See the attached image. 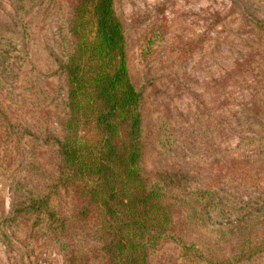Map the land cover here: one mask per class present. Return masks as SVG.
<instances>
[{"label": "trees", "instance_id": "trees-1", "mask_svg": "<svg viewBox=\"0 0 264 264\" xmlns=\"http://www.w3.org/2000/svg\"><path fill=\"white\" fill-rule=\"evenodd\" d=\"M10 1L15 27L0 34V175L11 207L0 239L17 253L11 264H39L53 250L66 264H152L169 241L186 264H264V190L244 198L222 187L238 160L252 151L263 159L264 85L245 121L256 134L201 159L195 114L177 138L163 133L177 160L150 174L143 91L116 0ZM247 23L264 55V15ZM157 40L147 39V54ZM15 68L17 86L5 81Z\"/></svg>", "mask_w": 264, "mask_h": 264}, {"label": "rangeland", "instance_id": "rangeland-1", "mask_svg": "<svg viewBox=\"0 0 264 264\" xmlns=\"http://www.w3.org/2000/svg\"><path fill=\"white\" fill-rule=\"evenodd\" d=\"M116 7L126 33L131 74L143 91L147 116L143 159L148 173L176 163L163 133L187 131L188 119L195 114L197 127L191 137L201 159L210 148L234 150L244 136L256 134L245 121L264 85V55L252 45L256 33L247 20L264 15V0H116ZM14 14L11 1L0 0V34L14 29ZM155 34L158 40L147 54V39ZM21 73L15 68L5 81L17 86ZM55 80L47 83L58 89ZM17 99L23 105V93ZM207 121V128L200 125ZM252 155L238 160L231 178L222 183L229 193L248 198L264 190V156L259 159L258 151ZM10 207V186L0 175V218ZM16 256L0 239V264H11ZM39 264L66 262L53 250L42 253ZM152 264L186 262L181 247L169 241L155 253Z\"/></svg>", "mask_w": 264, "mask_h": 264}]
</instances>
